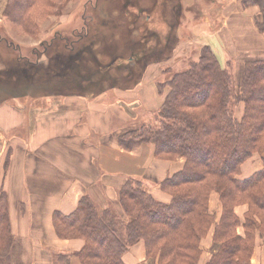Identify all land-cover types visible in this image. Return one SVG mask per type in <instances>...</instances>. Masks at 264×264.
Returning <instances> with one entry per match:
<instances>
[{
    "label": "trees",
    "instance_id": "obj_1",
    "mask_svg": "<svg viewBox=\"0 0 264 264\" xmlns=\"http://www.w3.org/2000/svg\"><path fill=\"white\" fill-rule=\"evenodd\" d=\"M125 1L118 8L113 0H108L104 6L106 17L91 16L93 20L85 23L79 34L76 31L67 35L57 33L44 48L45 55L51 51L45 70L23 57L15 61L4 59L7 64L6 69L0 70L1 94L14 100L36 98L33 93L38 92L37 85L59 89L67 80H75L74 85L80 87L86 81L80 63L89 58L97 63L92 49L101 36H104L100 41L102 49L108 44L116 48L118 38L130 34L136 27L135 20L142 16L144 11L139 10L135 0ZM52 4L51 0H9L4 13L24 33H30L34 14L49 12ZM160 4L156 0L147 22L158 14ZM248 4L259 7L256 25L264 32V0H246L245 5ZM149 42L145 46L144 36L132 41L128 59H124V54H117L115 63H121L128 70L131 63L145 60L142 58L152 50L153 43ZM208 50L188 71L167 82L171 91L159 110L157 124L141 127L130 132V139L119 140L125 150L150 143L155 147L157 158L185 159L183 170L160 184L162 191L170 195V202L155 200L138 182L129 180L119 194L123 218H114L106 210L100 213L87 195L72 214L54 213L53 225L58 238L84 240L83 249L76 254L81 264H125L123 255L141 241L147 255L158 257L159 264H197L202 254V240L212 229L214 242L219 246L208 264H251L256 238L264 239V168L246 179H239L238 175L243 163L254 153L264 152V60L244 65L237 93L231 76ZM102 68L95 73L101 74ZM93 71H88L86 76ZM55 94L60 95L59 91ZM241 103H244V113L238 119L234 111ZM213 192L219 194L222 204L220 218L210 209ZM242 205L248 206L243 220L235 211ZM239 229L243 230L242 234ZM13 243L8 201L2 192L0 264H11ZM69 262V258L62 257L59 264Z\"/></svg>",
    "mask_w": 264,
    "mask_h": 264
},
{
    "label": "rangeland",
    "instance_id": "obj_2",
    "mask_svg": "<svg viewBox=\"0 0 264 264\" xmlns=\"http://www.w3.org/2000/svg\"><path fill=\"white\" fill-rule=\"evenodd\" d=\"M107 1L108 0H51L53 8H51L49 12H35L36 14H34L32 20L34 22V27H31L32 30L29 31L30 33H24L18 25L10 19V16L5 17L6 14L4 12L9 0H0V70L6 69L5 64L7 63L4 59L6 61L11 59L15 61L22 57L29 62L32 61L41 65L44 70L47 69L51 51L49 54L45 55L44 53H46V50L44 51V48H47L50 43L49 41L59 32L67 35L76 31L75 33L79 34L83 31L82 28L85 23H89L93 20L91 16L95 18L106 17L104 6ZM113 1L114 5L116 7L118 6V8L126 2L125 0ZM135 2L139 10L144 11L142 16L135 20L136 27H133V31L130 34L124 35L123 39L120 37L118 38V47L116 48H112V45L108 44L103 46L105 48L102 49L100 41L103 40L104 36H101V40H99L98 44L92 49V53H95L97 56V63L94 58L92 59L93 61L90 60V58L86 59L84 62L85 64L80 63V70H82L84 74V81L86 80L80 87L74 85V83H77L75 80H67L62 83V85H67V89L65 86L62 87V85L59 89L53 87L49 88L44 84L40 86L37 85V89L39 90L33 93V96L36 98H26L23 99V101H31L33 105L37 104L40 108H46L47 99H55L53 101H58L61 100V98H87L88 101H93L99 98V100H101L104 97H102V95L107 93L108 102H113L117 100L113 99L117 97L116 91L120 90L123 93L120 94L118 100L126 101L124 103L127 104H132L134 100L131 97L136 95L141 96V91H143V94L148 95V97L150 95V97L147 100L143 98L141 101L142 105H138L136 108L133 107L134 111L130 109L127 110L129 111V116H132L131 118L127 120L113 119V129L120 130L119 132L117 131L118 133H115L113 140L119 147L123 148L119 145V140L129 138L130 132L136 131L137 129L139 130L141 127L155 126L157 124L159 121V110L171 91L167 82L177 74L188 71L191 65L198 63L202 56L205 55V50L207 51V49H209L210 51H208L210 53L212 51L222 69L231 76L233 90L237 93L240 91L244 65L248 62L264 60V35L263 37H256L254 30H249L251 22L254 19L247 15H245V17L243 13L240 12L242 7L244 9L255 7V5L250 4L246 6V0H159L161 9L158 14L156 13V15L154 14L152 16L150 22H147V15H152L156 0H135ZM39 6L40 4L36 5L35 10L38 9ZM259 17L260 9L258 19ZM254 21L256 22V18ZM259 31L261 30L258 29V32ZM143 36L144 42H146L145 46L149 41V43H153L152 47H150V49H152L151 53L149 52L150 54L145 55L147 57L142 58L145 60L134 64L131 63L130 69L128 70H125L121 63H115V56L117 54H124L123 57H126L124 59H128L131 42ZM107 43L110 42L107 40ZM134 47L135 46H133L132 49H134ZM74 66L76 67V64ZM99 68H102V70H100L102 73L99 74L98 72L96 74V69L99 70ZM93 69V74H88V76H86L87 72H92ZM49 84H51V82ZM85 85L86 88L84 87ZM127 85L128 87H126ZM159 85H162V89L159 88ZM54 89H56V91H53ZM156 90L157 93L160 96L162 95L165 99L157 111H150L148 109L150 106L148 100H151V95L156 94ZM48 91L54 93L52 94ZM57 91L60 93L58 96L55 94ZM127 100L132 101L127 102ZM16 101L17 100H14L13 97L1 94L0 92V107L3 104L16 107V105H18ZM152 104L153 107H157V103L154 101ZM234 104L235 103L232 101L233 106ZM118 111V118H125L128 114L125 113L123 109H119ZM243 113L244 103H241L236 106L234 114L235 117L241 119ZM95 138L100 139L99 137H94V139ZM107 142L108 140H106V143ZM142 146L154 147L153 144L146 143L138 148ZM154 157L158 161L155 165H159L160 163L172 165L179 161L183 162V166L178 172L182 171L185 165V159L183 158H177L175 160L157 158L155 149ZM255 157L259 164H261V170L258 171L260 172L264 168V152L254 153L243 165ZM176 173L172 175L169 174L165 179L172 177ZM153 175L154 174L147 175V177L145 176L143 178L142 175L141 177L130 178L129 180L138 182L142 189L151 194L155 200L166 203L159 200L154 194V191H157L170 197L168 193L162 191L160 188V184L165 179L158 184L153 182L152 179L155 178ZM238 178L246 179L241 177V170ZM129 180H127L116 192L117 201L114 202V204H109L106 207L100 208L94 201L97 208L101 211H99L100 213L103 214L104 210H106L111 216H114V218L118 216L121 218L124 217V211L119 202V194ZM87 196L92 198L90 195ZM238 208H243L245 211L239 210ZM210 209L216 218H220L222 214V204L219 194L216 192L211 194ZM235 211L239 218L243 220L248 211V206H238ZM238 232L242 234L243 230L239 229ZM258 240L259 245L262 246L264 244V239L257 237L256 247ZM142 243L141 241L133 245L130 249ZM142 245L145 246L144 243ZM217 245L214 242V229H212L207 237L202 240V254L197 264H208L211 257L217 252L219 246ZM129 250L123 255V258ZM76 254L71 256L64 253H53L52 258L56 264L60 263L62 257L66 259L69 258V263L71 264L72 258H76L80 262ZM259 255L263 257L261 252ZM146 256L147 260L145 262L137 264H159L158 257L148 256L147 250ZM12 262L13 260L11 257V264H13ZM123 262L125 263L124 259Z\"/></svg>",
    "mask_w": 264,
    "mask_h": 264
},
{
    "label": "crops",
    "instance_id": "obj_3",
    "mask_svg": "<svg viewBox=\"0 0 264 264\" xmlns=\"http://www.w3.org/2000/svg\"><path fill=\"white\" fill-rule=\"evenodd\" d=\"M240 12L255 20L259 8L242 7ZM254 20L249 30H254L256 37H263L264 33L258 32ZM116 93L113 99L117 100L113 102H108L106 93L101 100L93 101L87 98L47 99L46 108L23 100H17L16 107L1 105L0 194L5 193L8 201L14 237L13 264H56L53 253L73 256L82 250L85 244L82 239L57 237L53 225L55 212L72 214L86 195H90L100 208L106 207L117 201L116 192L130 178L154 174L152 180L159 184L183 166L181 161L155 165L158 161L154 157V147L142 146L127 151L115 143L113 137L120 130L113 129V119L131 118L127 110L134 111L136 106L142 105L143 98L150 97L141 91V96L131 97L133 103L127 104L118 100L123 92L117 90ZM164 99L156 90L148 100V109L157 111ZM153 101L157 107H153ZM119 109L128 113L125 118H118ZM259 170L261 164L255 157L242 166L241 177L249 178ZM154 194L159 200L170 202V197L161 192L154 191ZM142 244L124 256L126 264L147 260ZM71 264L80 262L72 258ZM251 264H264V244L259 245V240Z\"/></svg>",
    "mask_w": 264,
    "mask_h": 264
}]
</instances>
